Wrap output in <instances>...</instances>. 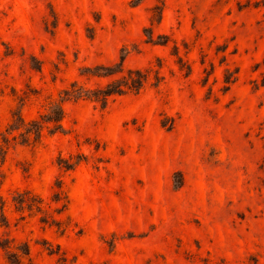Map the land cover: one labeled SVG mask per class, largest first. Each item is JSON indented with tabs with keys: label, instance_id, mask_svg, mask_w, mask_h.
<instances>
[{
	"label": "rangeland",
	"instance_id": "rangeland-1",
	"mask_svg": "<svg viewBox=\"0 0 264 264\" xmlns=\"http://www.w3.org/2000/svg\"><path fill=\"white\" fill-rule=\"evenodd\" d=\"M120 58L149 70L138 92L65 100L7 149L0 240L21 264H264V0H0V131ZM56 179L61 226L15 209L30 189L52 210Z\"/></svg>",
	"mask_w": 264,
	"mask_h": 264
},
{
	"label": "trees",
	"instance_id": "trees-1",
	"mask_svg": "<svg viewBox=\"0 0 264 264\" xmlns=\"http://www.w3.org/2000/svg\"><path fill=\"white\" fill-rule=\"evenodd\" d=\"M149 70L141 68L124 67L122 58L112 65H95L93 67H84L80 74L90 76H105L108 79L102 85L93 88L72 80L68 85L61 88L56 93V97L47 102L45 110L38 112L35 117L24 119L19 110L11 114L9 122L0 131V164L4 159L7 149L15 143L34 144L39 142L43 130L46 133H53L62 128L60 120L62 118L65 100L75 101L80 98H87L98 101L104 105L108 98L122 93H136L143 86ZM58 163L65 169H71L76 161H69L66 158L58 157ZM55 190L51 194V200L56 205L52 210L44 208L40 202V197H35V193L30 189L15 191L11 200L15 209L22 212L34 213L35 210L40 213L39 219L54 224L58 227L62 221L56 219L53 213H60L66 207L65 191L61 187V180L54 182ZM0 222H6V216L3 212V200L0 197ZM0 248L4 250V256L7 264H21L24 258L28 257L29 247L26 241L15 242L12 237H4L0 240Z\"/></svg>",
	"mask_w": 264,
	"mask_h": 264
}]
</instances>
